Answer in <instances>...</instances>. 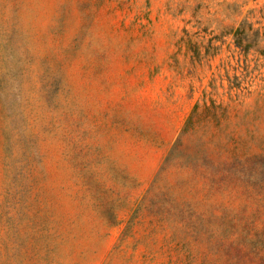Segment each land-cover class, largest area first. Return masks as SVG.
I'll return each instance as SVG.
<instances>
[{"label": "rangeland", "instance_id": "1", "mask_svg": "<svg viewBox=\"0 0 264 264\" xmlns=\"http://www.w3.org/2000/svg\"><path fill=\"white\" fill-rule=\"evenodd\" d=\"M0 264H264V0H0Z\"/></svg>", "mask_w": 264, "mask_h": 264}]
</instances>
